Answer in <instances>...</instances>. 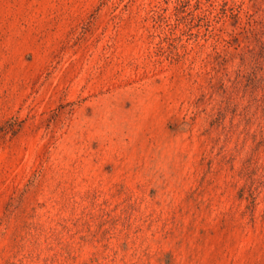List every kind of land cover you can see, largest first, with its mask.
I'll list each match as a JSON object with an SVG mask.
<instances>
[{"label":"rangeland","instance_id":"rangeland-1","mask_svg":"<svg viewBox=\"0 0 264 264\" xmlns=\"http://www.w3.org/2000/svg\"><path fill=\"white\" fill-rule=\"evenodd\" d=\"M0 264H264V0H0Z\"/></svg>","mask_w":264,"mask_h":264}]
</instances>
